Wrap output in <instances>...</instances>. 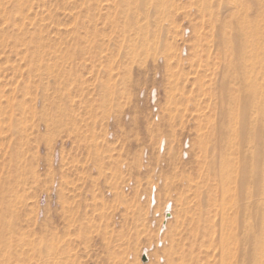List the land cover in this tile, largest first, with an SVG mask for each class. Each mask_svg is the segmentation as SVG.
I'll list each match as a JSON object with an SVG mask.
<instances>
[{
    "label": "rangeland",
    "instance_id": "1",
    "mask_svg": "<svg viewBox=\"0 0 264 264\" xmlns=\"http://www.w3.org/2000/svg\"><path fill=\"white\" fill-rule=\"evenodd\" d=\"M162 1L0 0V264H219L191 218L248 129L217 85L240 9Z\"/></svg>",
    "mask_w": 264,
    "mask_h": 264
},
{
    "label": "bare ground",
    "instance_id": "2",
    "mask_svg": "<svg viewBox=\"0 0 264 264\" xmlns=\"http://www.w3.org/2000/svg\"><path fill=\"white\" fill-rule=\"evenodd\" d=\"M220 1L239 8L241 20L233 21L234 26L230 22L233 32H220L224 54L231 52L235 60L229 68L226 65L233 77L227 80L231 76H224L217 85L227 90L242 81L247 84L246 96L245 89L237 87L235 95L223 91L220 98L233 103L224 112L243 115V125L248 129H243L245 135L240 139L229 141L224 135L230 126L217 128L214 142L207 149L213 158L208 161L198 206L191 218V235L194 245L218 248L219 264H264V0ZM138 4L162 8L165 1L139 0ZM252 14L255 16L249 18ZM245 97L247 105L239 106ZM242 148H247L249 154ZM211 177L217 182L216 195L209 192L213 188Z\"/></svg>",
    "mask_w": 264,
    "mask_h": 264
},
{
    "label": "built area",
    "instance_id": "3",
    "mask_svg": "<svg viewBox=\"0 0 264 264\" xmlns=\"http://www.w3.org/2000/svg\"><path fill=\"white\" fill-rule=\"evenodd\" d=\"M166 217L169 218L171 216V210L170 207L166 209Z\"/></svg>",
    "mask_w": 264,
    "mask_h": 264
}]
</instances>
